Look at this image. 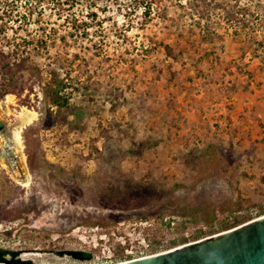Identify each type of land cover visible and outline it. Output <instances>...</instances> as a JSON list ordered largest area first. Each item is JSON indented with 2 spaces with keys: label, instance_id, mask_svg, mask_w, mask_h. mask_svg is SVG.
I'll return each instance as SVG.
<instances>
[{
  "label": "rangeland",
  "instance_id": "374dc122",
  "mask_svg": "<svg viewBox=\"0 0 264 264\" xmlns=\"http://www.w3.org/2000/svg\"><path fill=\"white\" fill-rule=\"evenodd\" d=\"M2 105L29 179L0 158V248L22 261L117 264L254 220L264 0H0Z\"/></svg>",
  "mask_w": 264,
  "mask_h": 264
},
{
  "label": "water",
  "instance_id": "95a60500",
  "mask_svg": "<svg viewBox=\"0 0 264 264\" xmlns=\"http://www.w3.org/2000/svg\"><path fill=\"white\" fill-rule=\"evenodd\" d=\"M15 121L5 116L2 105L0 140L2 136L10 135L12 128L8 129V125ZM6 146H3L0 157L11 163L15 173L18 171L15 167L17 161ZM20 178H24L23 171L20 172ZM21 264L27 263L21 261ZM117 264H264V216L165 252Z\"/></svg>",
  "mask_w": 264,
  "mask_h": 264
},
{
  "label": "trees",
  "instance_id": "16d2710c",
  "mask_svg": "<svg viewBox=\"0 0 264 264\" xmlns=\"http://www.w3.org/2000/svg\"><path fill=\"white\" fill-rule=\"evenodd\" d=\"M57 102V101H55ZM62 105L64 106H67L69 105V100L68 99H64ZM261 216H264V205L262 207H260V210L258 211L257 213V218L258 217H261ZM252 220V217H248L247 219H242L241 222L239 221H234L233 224H230L228 223V221H225L224 223H222L220 225V230L218 232H223V231H227V230H230L232 228H235L237 226H239L240 224L242 223H246L248 221ZM217 231H215L214 229L212 231H208V232H201V235H206L205 237L209 236V235H214L216 234ZM199 236H197L198 239ZM197 239V240H198ZM187 239H183L181 242H184V243H187ZM178 245L177 241H173L172 242V246L176 247ZM159 248L158 247H155V248H152L150 250L151 254H156L159 252ZM19 253L17 252H13V251H10V250H5V249H2L0 248V263H4V264H21L20 263V260L17 258ZM62 254H69V255H72L73 258L75 259H80V260H86V261H89L92 259V254L91 253H85V252H82V251H71L69 253H62ZM125 259H132V255L130 256H127V257H124ZM28 264H32L31 262H28Z\"/></svg>",
  "mask_w": 264,
  "mask_h": 264
},
{
  "label": "bare ground",
  "instance_id": "6f19581e",
  "mask_svg": "<svg viewBox=\"0 0 264 264\" xmlns=\"http://www.w3.org/2000/svg\"><path fill=\"white\" fill-rule=\"evenodd\" d=\"M35 116L33 114H31L30 112H26L24 114H21V118H20L21 121L19 122V124L32 122V120L34 119ZM0 141L2 142L4 147L7 145L10 148L11 152L13 153L14 157L16 158L17 165L15 167L18 168V171L17 172L15 171V173H14V171L12 169L13 177H16L17 181L28 180L29 179L28 174L26 173V169L24 168V165H23L22 156L20 155V150L22 149V146H21V140L19 139L18 134L16 132L11 131L9 136L8 135L2 136ZM0 158H2V156ZM10 165H11V163H10ZM21 171L24 172V178H20V172ZM28 183H29V181L25 182V185H28Z\"/></svg>",
  "mask_w": 264,
  "mask_h": 264
},
{
  "label": "flooded vegetation",
  "instance_id": "af4514ba",
  "mask_svg": "<svg viewBox=\"0 0 264 264\" xmlns=\"http://www.w3.org/2000/svg\"><path fill=\"white\" fill-rule=\"evenodd\" d=\"M2 151H0V152H3L4 151V147L2 146ZM34 224H35V222H34ZM13 252H16V251H13ZM69 252H71V251H68V252H65V253H69ZM17 253H19V252H17ZM62 254V253H61ZM65 255H69V254H65ZM18 256H19V254H18ZM18 256H17V258H18ZM69 257L70 258H72V259H74V260H76V261H79V262H87L86 260H80V259H75V258H73V256L72 255H69ZM19 259V258H18ZM20 260V263H21V259H19ZM27 264H28V262L29 261H25Z\"/></svg>",
  "mask_w": 264,
  "mask_h": 264
}]
</instances>
